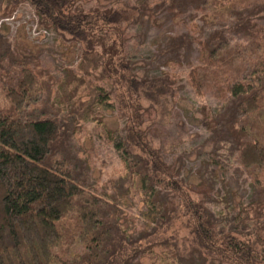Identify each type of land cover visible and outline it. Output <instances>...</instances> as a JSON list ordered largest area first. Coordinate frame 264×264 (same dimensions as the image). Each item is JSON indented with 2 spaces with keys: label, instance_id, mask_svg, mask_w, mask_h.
Here are the masks:
<instances>
[{
  "label": "trees",
  "instance_id": "obj_1",
  "mask_svg": "<svg viewBox=\"0 0 264 264\" xmlns=\"http://www.w3.org/2000/svg\"><path fill=\"white\" fill-rule=\"evenodd\" d=\"M10 1L7 14L30 5L43 28L80 47L91 99L76 98L70 117L83 119L91 103L116 100L124 135L106 131L125 168L140 178L154 218L136 234L114 218V206L90 185L71 118L49 105L56 80L35 69L40 50L27 41L12 44L2 28L0 264H145L158 251L170 264H264V0H158L154 8L201 13L204 40L171 38L164 54L179 61L195 43L200 47L202 64L188 84L218 102L208 141L216 154L235 156L237 173L250 181L247 205L232 219L217 217L207 189L189 187L181 168L169 166L152 144L147 117L175 96L177 81L169 74L139 78L126 52L128 30L151 14L145 2L86 11L84 0ZM95 72L99 82L110 81L109 92L91 82ZM119 183L110 184L122 190Z\"/></svg>",
  "mask_w": 264,
  "mask_h": 264
},
{
  "label": "rangeland",
  "instance_id": "obj_2",
  "mask_svg": "<svg viewBox=\"0 0 264 264\" xmlns=\"http://www.w3.org/2000/svg\"><path fill=\"white\" fill-rule=\"evenodd\" d=\"M120 2L131 6L145 2L151 12L127 32L126 52L136 64L138 77L169 74L177 81L175 96L165 100L147 117L154 148L160 151L169 166L181 168V177L189 187L207 189L212 198L208 207L217 217L232 219L247 205L250 181L237 173L239 165L235 156L231 157L228 150L216 154L208 141L209 121L219 106L218 102L210 95H197L188 84L192 68L202 64L200 47L195 43L190 52L184 51L179 61H170L169 55L164 54L171 38L188 36L204 40L206 33L202 30L201 13L194 10L174 14L156 11L154 8L158 0H84L82 3L89 11L111 8ZM11 8L10 0H0V30L6 28L7 39L12 44L18 41L22 45L27 41L38 47L39 67L35 69L49 72L56 80L49 105L52 110L59 109L60 117L69 118L72 102H77L76 98L82 102L91 99L85 91L90 77L83 69L85 62L80 47L62 40L53 30L43 28L30 5H20L11 15L7 14ZM29 50L31 48L24 52ZM94 74L95 79L91 82L109 92L110 81L99 82L97 77L100 73ZM117 107L113 98L105 107L91 103L83 119L77 118V115L70 117L73 143L79 158L88 163L92 189L111 202L114 218L120 225L129 234H136L148 230L154 217L150 197L143 189L140 178L125 168L106 131L108 129L117 137L124 135L126 120ZM112 181L120 182L122 190L114 188L110 184ZM222 224L225 225V222ZM179 233L183 239L188 237L184 230H179ZM186 247H180V254ZM144 263L170 264L172 260L158 251Z\"/></svg>",
  "mask_w": 264,
  "mask_h": 264
}]
</instances>
